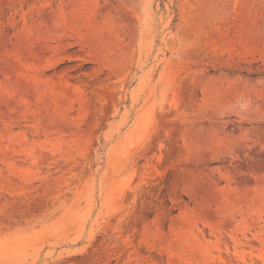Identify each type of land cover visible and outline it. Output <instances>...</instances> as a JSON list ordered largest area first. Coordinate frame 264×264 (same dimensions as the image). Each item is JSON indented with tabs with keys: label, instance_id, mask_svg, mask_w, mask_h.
Segmentation results:
<instances>
[{
	"label": "rangeland",
	"instance_id": "374dc122",
	"mask_svg": "<svg viewBox=\"0 0 264 264\" xmlns=\"http://www.w3.org/2000/svg\"><path fill=\"white\" fill-rule=\"evenodd\" d=\"M0 264H264V0H0Z\"/></svg>",
	"mask_w": 264,
	"mask_h": 264
}]
</instances>
